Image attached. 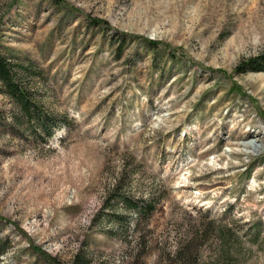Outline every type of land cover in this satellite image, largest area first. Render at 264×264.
Here are the masks:
<instances>
[{
    "label": "rangeland",
    "instance_id": "374dc122",
    "mask_svg": "<svg viewBox=\"0 0 264 264\" xmlns=\"http://www.w3.org/2000/svg\"><path fill=\"white\" fill-rule=\"evenodd\" d=\"M0 55L54 120L0 83V264H264V0H0Z\"/></svg>",
    "mask_w": 264,
    "mask_h": 264
},
{
    "label": "trees",
    "instance_id": "16d2710c",
    "mask_svg": "<svg viewBox=\"0 0 264 264\" xmlns=\"http://www.w3.org/2000/svg\"><path fill=\"white\" fill-rule=\"evenodd\" d=\"M264 62V57H263ZM260 66H257L254 71H261ZM0 83L6 88V92L12 98L15 99L17 107L20 109L21 115L25 116L28 121L33 118V115L36 114V111H39L36 119L38 120L39 127L42 133H46L48 137L53 135L52 132V123L53 118L46 113H43L40 108L35 104L30 102V99L27 96L26 90L18 84L16 81L15 75L12 70L9 68L6 60L0 55ZM27 121V122H28ZM130 208L136 210L139 216H143L147 212V206L145 203H140V205L131 204ZM149 208H151L149 206Z\"/></svg>",
    "mask_w": 264,
    "mask_h": 264
},
{
    "label": "bare ground",
    "instance_id": "6f19581e",
    "mask_svg": "<svg viewBox=\"0 0 264 264\" xmlns=\"http://www.w3.org/2000/svg\"><path fill=\"white\" fill-rule=\"evenodd\" d=\"M250 136L252 137L253 135L250 134L249 137ZM248 147H249L248 150H254V151H256V149L258 148V146L253 142L250 144L248 143Z\"/></svg>",
    "mask_w": 264,
    "mask_h": 264
}]
</instances>
